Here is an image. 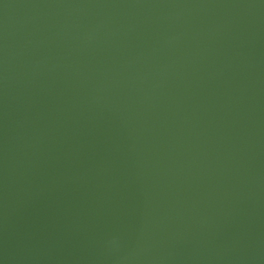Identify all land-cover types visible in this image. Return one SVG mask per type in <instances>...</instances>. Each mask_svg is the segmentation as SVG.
Returning <instances> with one entry per match:
<instances>
[{"label": "water", "instance_id": "1", "mask_svg": "<svg viewBox=\"0 0 264 264\" xmlns=\"http://www.w3.org/2000/svg\"><path fill=\"white\" fill-rule=\"evenodd\" d=\"M0 264H264V0H0Z\"/></svg>", "mask_w": 264, "mask_h": 264}]
</instances>
